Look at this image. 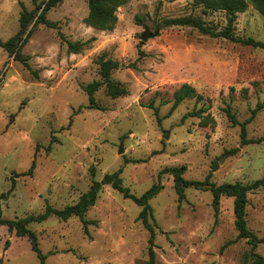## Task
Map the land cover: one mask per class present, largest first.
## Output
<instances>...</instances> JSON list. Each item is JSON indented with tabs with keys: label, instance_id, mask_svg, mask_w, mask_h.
<instances>
[{
	"label": "rangeland",
	"instance_id": "rangeland-1",
	"mask_svg": "<svg viewBox=\"0 0 264 264\" xmlns=\"http://www.w3.org/2000/svg\"><path fill=\"white\" fill-rule=\"evenodd\" d=\"M45 1L0 0V39L14 37L23 10L36 17ZM88 15V0H63L47 15L57 28L34 21L21 48L29 66L0 47L3 218L41 215L47 204L75 205L94 180L122 170L123 186L137 197L153 185L162 187L150 202L158 264H244L253 253L264 257V244L253 250L238 238L233 198L223 197L216 214L211 192L189 188L180 201L173 176L160 177L166 168L186 166L187 180L204 181L211 172L217 185L264 180V109L247 125L253 141L248 145L224 111L229 105L243 123L264 103V49L164 26L192 15L216 32L226 28L225 12L204 15L195 0H128L107 31L90 27ZM146 27L158 34L143 42ZM235 35L264 42V16L249 6L238 14ZM68 41L90 43L70 53ZM100 59L119 62L112 78L127 94L114 99L102 86L96 92L100 110L88 109L85 87L101 79ZM184 84L204 100L187 99L170 114L174 93ZM200 109H207V126L185 118ZM34 161V174L23 176ZM248 200V226L264 237V189L249 193ZM141 210L105 185L85 216L89 234L77 217L51 216L29 228L46 264H147L150 234L139 220ZM0 264L41 262L27 237L0 226Z\"/></svg>",
	"mask_w": 264,
	"mask_h": 264
},
{
	"label": "trees",
	"instance_id": "trees-1",
	"mask_svg": "<svg viewBox=\"0 0 264 264\" xmlns=\"http://www.w3.org/2000/svg\"><path fill=\"white\" fill-rule=\"evenodd\" d=\"M63 0H47L44 2L42 12L36 17L32 12L23 10L20 18V30L7 42H3L0 39V47L5 49L9 54H15L17 60L23 61L26 66H29L26 59L21 56V48L27 42L32 30L29 31V26L34 22L37 24H44L50 28H57V23L51 22L47 19L48 12L57 7L62 3ZM128 0H88L89 15L86 19V23L97 30L107 31L113 30L118 22V8L126 4ZM195 6L201 7L204 15H210L214 12L223 11L227 16L226 28L222 31L216 32L211 27L207 26L206 22L202 19L194 16H185L174 19H168L164 22L165 27H191L197 29L204 35L213 38H223L235 43L242 44L244 46H251L254 48L264 49V42L258 41L252 37H237L235 35V24L239 13H244L249 6H253L261 15L264 16V0H195ZM42 9V7H39ZM90 41L87 42H71L68 41V51L70 53H81L85 46H88ZM142 54V53H141ZM100 70L99 74L101 79L93 81L85 87V91L88 94V109L100 110L99 105L96 102V92H98L102 86L106 87V91L112 98H119L125 96L127 91L124 87L118 84L112 78L114 70L119 68L120 64L118 61L113 59H100L98 61ZM196 99L199 103L204 100L203 95L199 94L197 90L189 84H184L179 90L174 93V103L170 110V114L173 113L185 100ZM264 109V103H261L253 111V115L250 119L241 123L233 109L227 105L224 108L225 113L234 126L241 127V140L243 145L253 143L247 137V125L255 114ZM156 115H159V109H155ZM207 109L195 110L188 113L185 118L197 117L202 119V125L207 126L209 117H204V113ZM159 118V117H158ZM159 120H161L159 118ZM217 164H215L216 168ZM36 168V162L34 161L30 169L23 174V176H32ZM187 171L186 166L171 167L164 169L160 173V177L169 173L174 178L175 190L179 196V200L185 199V192L187 189L192 188L196 190L209 191L213 196V207L216 214L219 213L221 199L223 197L234 199V215H235V227L238 231L239 239H246L248 244L255 250L260 244H264V237H258L248 226L247 223V205L248 195L253 191L264 189V180H257L251 184H242L240 182L230 184L217 185L212 181L213 172L209 173L204 181L199 180H187L185 173ZM122 170H119L112 174H106L101 181H93L90 190L82 195L80 200L71 206H67L64 209H56L51 205L47 204L46 210L41 215H30L26 218H19L15 220H5L3 218L2 211V200L6 199V195L0 196V226H7L10 233L15 232L18 237H27L32 244V250L37 254L41 264H46V255L43 254L40 249L38 237L33 232L29 225L32 223H42L48 220L51 216H56L64 221L71 218L77 217L81 220L84 226V231L89 234V225L91 221L85 218L89 209L94 206L97 202L99 194L105 185L111 186L123 194L125 199L133 200L138 206L142 208L139 214V220L142 222L144 227L148 230L149 237V259L147 264H158L157 254L155 251L156 247V229L158 228L157 223L154 219L153 209L150 204L151 200L154 199L160 192L162 187L160 184L153 185L148 191L142 196L137 197L131 194L128 187L123 186V179L121 177ZM14 188L12 184L11 190ZM11 242L7 240L5 247L8 249ZM251 258V262L249 261ZM244 264H264V257L260 254L253 253L251 257H247Z\"/></svg>",
	"mask_w": 264,
	"mask_h": 264
},
{
	"label": "water",
	"instance_id": "water-1",
	"mask_svg": "<svg viewBox=\"0 0 264 264\" xmlns=\"http://www.w3.org/2000/svg\"><path fill=\"white\" fill-rule=\"evenodd\" d=\"M157 34H158V32L155 33V34H151V33L149 32V29L146 27V28H145V32L142 34V41H143V42H146V41H148V39H149L150 37L156 36ZM119 153H120V154L123 153V148H122V146L120 147Z\"/></svg>",
	"mask_w": 264,
	"mask_h": 264
}]
</instances>
